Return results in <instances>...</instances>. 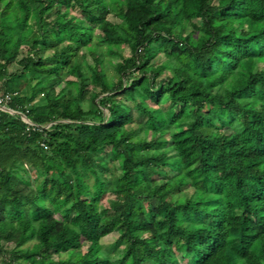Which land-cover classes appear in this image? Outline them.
Here are the masks:
<instances>
[{"label": "trees", "instance_id": "16d2710c", "mask_svg": "<svg viewBox=\"0 0 264 264\" xmlns=\"http://www.w3.org/2000/svg\"><path fill=\"white\" fill-rule=\"evenodd\" d=\"M261 63L264 0H0V264H264Z\"/></svg>", "mask_w": 264, "mask_h": 264}, {"label": "rangeland", "instance_id": "374dc122", "mask_svg": "<svg viewBox=\"0 0 264 264\" xmlns=\"http://www.w3.org/2000/svg\"><path fill=\"white\" fill-rule=\"evenodd\" d=\"M71 13H72V15H74V16H79L80 15V12H79V9L77 8V9H73V10H71ZM111 18H112V20H114L115 18L114 17H112V15H111ZM189 30H190V28H188L187 29V34H188V32H189ZM192 30V29H191ZM98 33V32H97ZM184 34V35H187V34ZM194 38H196V37H194ZM123 50L125 51V53H129L130 52V48L128 47V46H125V47H123ZM22 53H25V52H22ZM159 63H160V60L158 61ZM261 65L263 66L264 65V63H261ZM15 68H17V66H14V69ZM108 73H109V75L111 76V77H115L116 76V72L114 71V69H112V68H109L108 69ZM70 79V78H69ZM72 84H74L73 82H72ZM130 107H131V112L133 113V115L135 116V117H139V110L137 109V108H134L133 107V103L132 102H130ZM33 178H35L36 176L35 175H33L32 176ZM34 182H35V184L38 182L36 179H34ZM89 182L90 183H92L93 182V178H90L89 179ZM113 198V195H112V193H110V191L108 192V194H107V196L104 198V200L102 201V209L104 210V211H106L107 209H108V207L110 206V200ZM114 240H115V234L113 233V234H110V235H108L106 238H105V240H104V250H103V256L105 257V258H107L108 257V255H109V253H112V252H114L113 250L115 249V247H114Z\"/></svg>", "mask_w": 264, "mask_h": 264}, {"label": "built area", "instance_id": "2783aa9c", "mask_svg": "<svg viewBox=\"0 0 264 264\" xmlns=\"http://www.w3.org/2000/svg\"><path fill=\"white\" fill-rule=\"evenodd\" d=\"M14 95L13 93L0 94V109L4 110V107L8 106Z\"/></svg>", "mask_w": 264, "mask_h": 264}, {"label": "water", "instance_id": "95a60500", "mask_svg": "<svg viewBox=\"0 0 264 264\" xmlns=\"http://www.w3.org/2000/svg\"><path fill=\"white\" fill-rule=\"evenodd\" d=\"M4 110L7 111V112H10V113H12V114H20V115L22 116V118H23L26 122H28V123H32V121H31V120H30L25 114H22V113H20V112H18V111H15V110L9 108L8 106H5V107H4Z\"/></svg>", "mask_w": 264, "mask_h": 264}]
</instances>
